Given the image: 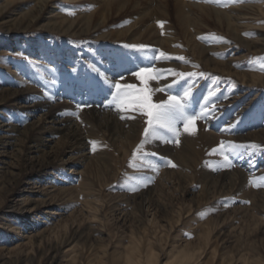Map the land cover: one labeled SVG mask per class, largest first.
Instances as JSON below:
<instances>
[{
    "label": "rangeland",
    "instance_id": "374dc122",
    "mask_svg": "<svg viewBox=\"0 0 264 264\" xmlns=\"http://www.w3.org/2000/svg\"><path fill=\"white\" fill-rule=\"evenodd\" d=\"M102 1L50 0L39 17H32L36 0H0V264H228L232 258L233 264H263L264 135L255 136L258 127L252 124L256 117L259 125L264 122L259 115L264 106V0L233 1L242 22L229 25L209 17L194 38L176 20V0H121L111 9ZM151 17V23L170 25L154 27L167 30L168 41L162 33L156 39L146 33ZM62 21L84 26L68 29ZM135 23L143 34L132 39L130 32L123 33ZM132 44L149 47L126 46ZM158 45L170 59L153 55ZM142 68L152 69L156 79L148 73L144 80L133 75ZM201 72L205 75H177ZM80 76L101 78L111 86L106 115L118 113L119 123L113 139L105 117L93 121L96 130L79 118L89 148L73 156L78 164L61 165L64 159L52 160L60 138L31 147L41 137L33 128L43 114L39 104L27 123L19 120L31 93L45 96L52 81L64 87L79 83ZM117 82L135 85L136 90H128L132 95L146 86L153 102L182 97L190 87L186 116L196 115V104L206 99L219 112L206 128L218 132L217 127L231 125L236 131L231 130L230 141L258 147L229 150L232 166L226 167L223 156L213 152L224 139L207 135L200 123L187 132L184 143L179 136L174 156L165 142L150 136L143 152L155 155L132 167L133 153L145 139L146 117L135 107L113 104ZM209 92L214 93L210 98ZM42 119L40 125L50 121ZM183 124L180 120L176 126ZM156 135H170L173 141L166 129ZM250 148L261 154L251 152L243 163L234 157ZM61 172L70 180L61 182ZM147 177L154 182L130 190ZM152 253L158 256L155 263Z\"/></svg>",
    "mask_w": 264,
    "mask_h": 264
},
{
    "label": "bare ground",
    "instance_id": "6f19581e",
    "mask_svg": "<svg viewBox=\"0 0 264 264\" xmlns=\"http://www.w3.org/2000/svg\"><path fill=\"white\" fill-rule=\"evenodd\" d=\"M49 1L50 0H36L37 7L34 10L29 11V14H32V17H35V16L39 17L42 13L41 11L43 10V8L47 5ZM116 1H120L117 4L121 3V0H103L101 3L106 8H109L110 6H112L113 2H116ZM129 1L130 0H128V2ZM233 1L235 0H227V3L225 4L222 2V0H214V2H210V0H176L175 2L176 4L174 3L176 20L178 21V24L180 25L181 29L184 30V32L187 34L190 33L191 37L193 38L196 35L200 34L199 30H201L202 27L206 26V19L209 17H216L220 21L221 20L226 21L229 25H232L233 21L237 22L238 24L242 22L241 19L243 15L237 14V12L235 11L236 7L234 6ZM139 5L142 6V3L139 2L138 6ZM124 6L125 4H122L118 6V8L120 9V8H123ZM148 14H149L148 12L144 13L145 16H147ZM101 18H102L101 22L103 24L105 22L106 17L104 16ZM153 19L154 18L151 17L149 20V23L148 24L146 23V30L150 31L146 33L149 35V37H152V39L158 38L159 37L158 35H161L162 33L164 35L165 40L168 41L169 34L167 33V30H162L161 32L154 30L155 29L154 27L157 25H158L157 27H159L160 24H156L157 21H155V23L154 22L151 23ZM91 21H92L91 18L85 20V25L87 24L85 26L86 30L90 29ZM101 22L99 24H101ZM137 25L138 24L135 23V25L129 28V30H125L123 34L125 33L127 34L130 32L132 39L139 38L143 34L141 30V28L143 27L141 26L136 27ZM61 26L68 28V29H76V28L82 29L84 25H78V22L73 23V22L66 21L65 23L62 21ZM163 27L170 29V25L165 22L163 24ZM195 27L197 28H196V31L194 32L192 29H194ZM160 45H162L161 41H160ZM160 45L154 46V48H152V52H154L153 55L161 52ZM153 60H158V57H154ZM214 64L219 65L224 68L226 67L225 63L220 64V63L215 62ZM111 72L113 74L117 73V71L115 72L113 70H111ZM73 79L76 80V78H73ZM261 79L262 77L260 76L259 80L262 81ZM52 82L53 84L50 83V85L49 84L47 85L46 90H45V96L40 95V97L38 96L37 98V95H35L34 93H31L30 94L31 96L29 95L27 97L29 101L25 102L24 107L28 109L25 110L23 114L24 118H21L19 121L22 124L27 123L29 121V118L33 117L34 114L36 113V111L32 110L33 109L32 107L37 106V104H39V107L37 106L39 108L38 110L43 111V114H40L38 121L33 124V128L37 127L39 129V133L41 134V137L36 138L33 141V144L31 147L33 149H38L44 144V141H50L51 139L58 137V139L60 138L59 140H60L61 148L54 152V158L52 160L54 159L63 160L64 159V162L61 165H65V163H71L73 164L72 166H74L75 163L78 164L79 162L77 163L76 160L75 161L72 160L74 159L73 156L84 151L85 148H89V140H88L89 136L87 135V132L83 129V125L80 124L81 120L79 118L83 117V119L90 121L91 122L90 128L92 130H96V124L93 121H97L99 120V118L103 119L105 117L106 120H104L103 124H105V126L110 131L112 130L110 135H112L113 139H115L114 135H115V131L117 128V124L119 123L118 113L114 112L111 114V116L106 115L109 110L106 108H108L109 103L111 102V101L106 100V98L109 93V90L110 89L112 90V88L110 85H106V82L103 81V79L97 78V77H91V76L89 77L80 76V79L78 80L79 83L77 82L72 83L70 81L69 83H67V86L63 84L64 87H62L60 82L58 81H52ZM158 84H163V83L159 81ZM30 89L32 90V88ZM186 89L184 88V90ZM65 97H70V99L72 100L71 101L65 100L66 99ZM211 105L212 104L207 102L206 99L204 101H200L198 104H196V115H198L203 108H205L206 106L210 107ZM217 113L219 112H216L214 110V111H211L210 114L206 118H198L196 120V125L199 126L201 123L205 128L206 127L209 128L208 123L209 122L212 123L210 119L216 117ZM260 114L264 116V106L263 108H261L259 115ZM42 118L44 119L48 118V120L50 121H47L46 123H42L40 125L41 121L43 120ZM218 119L220 120L221 117H218ZM233 119L235 118H232V120ZM255 119L256 120L252 125L254 127H258L257 128L258 131L256 132L257 134H254V135L257 137H261L264 135V122L259 125L260 121L257 120L258 117H256ZM176 127L178 129V135L181 136L180 142L184 143L185 139L187 138L188 133L184 131V127H179V126H176ZM208 128L205 129V133L207 135L211 134L214 136V138H217V139L221 137L224 139L225 142L230 141V137L233 135L231 133V130H235L233 128H230V130H226V129H229V127H221V128L217 127L218 132H216ZM164 137L169 141L165 143V146L167 147L169 152L172 153V156H174L175 153L177 154V147L179 143H175L171 141L170 135H165ZM172 138H173V135H172ZM241 150H242V153L234 155V157L236 158L242 157V160L239 161L241 163H243L244 160L248 159L247 158L249 156L248 154H250L251 152H252L251 156L253 157L261 154L259 153V151H254L251 148L248 149L247 151L245 149H240V152ZM249 163H250L249 166H253L252 160H250ZM59 175L61 177L60 181L63 183L70 180V177L66 174L62 175V172ZM150 192L151 191H149L148 194ZM149 257L152 263H155V261L157 262L158 256H156L155 254L152 253L150 254ZM233 262H234V259L232 258L228 264H233ZM259 262H262V261H259Z\"/></svg>",
    "mask_w": 264,
    "mask_h": 264
},
{
    "label": "snow or ice",
    "instance_id": "6c2138e0",
    "mask_svg": "<svg viewBox=\"0 0 264 264\" xmlns=\"http://www.w3.org/2000/svg\"><path fill=\"white\" fill-rule=\"evenodd\" d=\"M210 2H214V0H210ZM223 3H227V0H222ZM74 15L75 13H71ZM161 27H163V21H157ZM127 47L137 48L138 50H146L149 46L140 44V45H126ZM163 59H170L171 57L165 54L164 52H160V57ZM177 59L184 60V57H177ZM97 72L99 70L97 69ZM152 69L150 68H142L133 75L139 76L141 80H144L145 74H149L150 79H156V76L151 75ZM177 75L181 76H204L205 73H179ZM178 81H173L172 84H176ZM117 92L113 95V104H117L118 106L124 110H127L129 107H135L139 110L144 117H146L147 127L144 128V137L145 139L141 141V143L137 146L133 153L132 157V167H137L135 163L136 160L141 159L142 157H146L148 155H155L154 153H145L143 152V146L148 142V138L151 136L154 139H160L165 143L169 142L163 135L157 136L156 134L161 129H166L167 132L173 134V142L179 143V135L176 124L178 121L183 120L184 131L193 132L196 128V120L198 118H206L211 111L215 110L216 105L212 104L210 107H205L201 110L198 115L186 116V108L189 102V98L191 96V88H187L183 91L182 97H177L175 95H169L166 100H161L159 102H153L151 95L148 93L147 87L138 89V95H132L128 90H136V86L132 84L121 85L120 83H115L112 85ZM172 85H167L166 89L171 90ZM158 91H165V89H157ZM214 95L213 92H209L208 97H212ZM79 107V106H78ZM231 125L229 126L230 130ZM93 144V151H95V141L90 142ZM241 147H258L255 144L244 145V144H236L232 141H221L218 148H214L213 152H219L223 156L224 164L226 167L232 166V161L230 159V152L235 151ZM137 153H140V156H137ZM165 161V165L171 166L173 168L176 165L167 158H162ZM148 167H152L153 169H158V165L148 164ZM154 180L152 177H147L145 180L141 181L137 186L132 187L131 191H137L138 187H147L148 184L153 183ZM247 203V202H246Z\"/></svg>",
    "mask_w": 264,
    "mask_h": 264
}]
</instances>
